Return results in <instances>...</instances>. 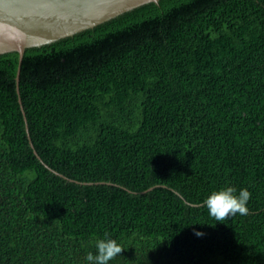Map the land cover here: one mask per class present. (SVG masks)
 <instances>
[{"label": "trees", "instance_id": "16d2710c", "mask_svg": "<svg viewBox=\"0 0 264 264\" xmlns=\"http://www.w3.org/2000/svg\"><path fill=\"white\" fill-rule=\"evenodd\" d=\"M17 68L0 264H264V0H159Z\"/></svg>", "mask_w": 264, "mask_h": 264}, {"label": "water", "instance_id": "95a60500", "mask_svg": "<svg viewBox=\"0 0 264 264\" xmlns=\"http://www.w3.org/2000/svg\"><path fill=\"white\" fill-rule=\"evenodd\" d=\"M158 2L159 0H0V55L12 52L18 54V86L25 50L74 36L141 6ZM17 94L19 95L18 89ZM19 98L18 96L29 147L37 160L50 169L34 149Z\"/></svg>", "mask_w": 264, "mask_h": 264}, {"label": "bare ground", "instance_id": "6f19581e", "mask_svg": "<svg viewBox=\"0 0 264 264\" xmlns=\"http://www.w3.org/2000/svg\"><path fill=\"white\" fill-rule=\"evenodd\" d=\"M115 19V18H114ZM112 20V19H111ZM110 21V20H109ZM106 22H108V21H106ZM105 23V22H104ZM101 24H103V23H101ZM101 24H99V25H101ZM98 26V25H97ZM96 27V26H95ZM95 27H93V28H95ZM92 28V29H93ZM89 30V29H88ZM86 31V30H85ZM83 32V31H82ZM79 33H81V32H79ZM79 33H77V34H79ZM76 35V34H75ZM74 35V36H75ZM71 37H73V36H71ZM71 37H66V38H71ZM66 38H63V39H66ZM63 39H61V40H63ZM58 41H60V40H58ZM58 41H56V42H58ZM56 42H53V43H56ZM53 43H50V44H46V45H42V46H39V47H43V46H47V45H51V44H53ZM39 47H35V48H39ZM26 51V50H25ZM25 53V52H24ZM2 55H4V54H2ZM1 56V55H0Z\"/></svg>", "mask_w": 264, "mask_h": 264}]
</instances>
